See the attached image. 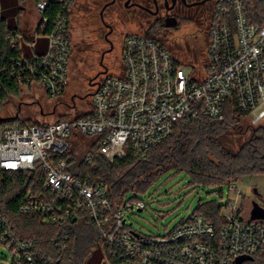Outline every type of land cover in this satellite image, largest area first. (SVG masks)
<instances>
[{
    "label": "built area",
    "instance_id": "obj_1",
    "mask_svg": "<svg viewBox=\"0 0 264 264\" xmlns=\"http://www.w3.org/2000/svg\"><path fill=\"white\" fill-rule=\"evenodd\" d=\"M58 1L63 9L49 35L36 33L28 41L14 29L5 35L10 49L24 52L13 61L11 76L22 88L39 85L52 98L68 87L72 55L71 15L66 16L71 0ZM256 1L259 15L252 19L245 0H213L201 63L179 61L153 36L129 34L118 75L103 73L87 116L0 126V191L10 175L32 174L33 189L22 197L18 215L60 228L51 240L59 257L37 261V241L21 237L0 215V247L9 252V264H60L71 243L66 226L82 217L98 230L95 250L103 252L106 264H255L264 250V221L243 217L237 203L242 192L235 184L229 191L236 197L223 208L221 225L196 214L169 233L144 235L131 229L128 217L144 211L145 201L112 204L107 185L75 176L62 157L75 141L82 147L85 138L90 148L96 146L87 161L99 156L113 163L128 154L144 161L179 123L222 120L227 103L246 113L251 126L263 122L264 0ZM48 5H37L43 27L49 23ZM39 39L47 43L43 52L37 49ZM244 258L252 260L239 263Z\"/></svg>",
    "mask_w": 264,
    "mask_h": 264
},
{
    "label": "trees",
    "instance_id": "obj_2",
    "mask_svg": "<svg viewBox=\"0 0 264 264\" xmlns=\"http://www.w3.org/2000/svg\"><path fill=\"white\" fill-rule=\"evenodd\" d=\"M25 1L0 0V102L8 94L18 95L23 87L11 74L12 69L16 67L13 61L22 58L24 52L20 47L10 49L5 42V35L12 29L22 33L18 18L25 11ZM31 1L36 5L42 1L49 4L44 14L49 19L48 25L43 27L40 22L36 30L39 35L47 36L56 24L57 16L63 7L58 0ZM245 1L250 18L259 15L257 1ZM75 3L76 0H71L66 16L71 15ZM46 47V40L41 39L37 49L43 52ZM27 86L32 87V84ZM64 93L65 91L61 95ZM244 120H247V114L232 103H227L222 120L203 119L194 123H179L172 136L150 151L144 161L131 154L118 158L113 163L99 156L87 161L86 157L79 158L80 156L72 150L73 147L62 159L67 162L69 171L75 176L89 177L94 183L102 182L107 185L112 204L127 199L130 194H146L160 177L170 171L185 172L194 185L221 188L235 184L245 177L264 174V125H250L252 133L245 141H240L234 134L245 135L241 127ZM18 121L19 125H25V122L19 119ZM86 140L80 138L82 143ZM87 141L91 143L90 139ZM77 142L75 141V144ZM95 148L96 146H93L89 152ZM31 177L32 174L17 173L6 178L0 191V215L15 224L21 237L37 241V261H42L44 257H59L51 245V240L60 232V228L44 225L40 218L23 217L17 213L22 197L33 189ZM261 205L264 207V199ZM223 208L224 206L217 202L200 204L192 215H204L211 222L221 225ZM66 230L71 236V243L60 264H88L96 252L98 230L86 217L67 225ZM263 252L264 250L256 256L255 264L260 261Z\"/></svg>",
    "mask_w": 264,
    "mask_h": 264
},
{
    "label": "rangeland",
    "instance_id": "obj_3",
    "mask_svg": "<svg viewBox=\"0 0 264 264\" xmlns=\"http://www.w3.org/2000/svg\"><path fill=\"white\" fill-rule=\"evenodd\" d=\"M100 1L103 0H76L71 11L72 55L70 82L65 93L52 98L36 85L22 88L18 95L8 94L0 102V120H14L0 122L1 128L8 129L19 124L18 119L25 122L26 126H37L38 123H53L88 115L92 109V95L96 90V83L103 78L104 73L99 66V56L104 46L96 39L101 30L97 21ZM23 6L25 11L18 18L21 32L26 36L35 37L41 20L37 5L31 0H26ZM116 10L113 9L114 12ZM126 22V29L130 34H146L147 28L140 27L136 19H128ZM170 28H159L155 33L157 36L153 37L162 41L179 61L189 65L201 63L205 49L204 38L200 35L201 29L189 21L184 22L181 28ZM120 54V45L117 43L115 55L108 64V75H118ZM242 124L245 135H234L238 140L245 141L252 133L250 120H244ZM260 125H264V121L258 124ZM83 143L82 147L78 142L72 145V150L82 159L93 149L90 148L92 143L87 140ZM235 185L242 192L237 201L239 209L243 217L248 219L252 201L261 204L264 199V174L245 177ZM229 188L230 185L221 188L197 186L192 184L190 176L185 172L170 171L160 177L146 194L127 196V200H142L147 206L142 212L130 214L128 225L133 231L144 235H164L190 218L200 204L217 202L225 207L228 200L233 201L236 197V192H230ZM257 192L261 198L257 196ZM95 251L88 264H106L103 252ZM9 259V252L0 247V264H9ZM256 264H264V252Z\"/></svg>",
    "mask_w": 264,
    "mask_h": 264
},
{
    "label": "flooded vegetation",
    "instance_id": "obj_4",
    "mask_svg": "<svg viewBox=\"0 0 264 264\" xmlns=\"http://www.w3.org/2000/svg\"><path fill=\"white\" fill-rule=\"evenodd\" d=\"M99 4L97 21L101 30L96 39L104 46L99 56L102 72L110 71L108 64L115 55L117 43L120 45L121 63L122 44L130 34L126 29L128 19H136L140 27H146L145 35L149 36H157L155 33L159 28H181L184 22L189 21L201 29L204 44L207 41V21L213 0H103ZM113 9L117 10L114 12Z\"/></svg>",
    "mask_w": 264,
    "mask_h": 264
},
{
    "label": "water",
    "instance_id": "obj_5",
    "mask_svg": "<svg viewBox=\"0 0 264 264\" xmlns=\"http://www.w3.org/2000/svg\"><path fill=\"white\" fill-rule=\"evenodd\" d=\"M13 120L14 119L0 120V122L13 121ZM257 196L259 198H261V195L258 194V192H257ZM249 216H250V220H252V221H258V220L264 221V207L259 202L253 200L252 204H251V210H250ZM245 260H252V259L244 258L239 263H241Z\"/></svg>",
    "mask_w": 264,
    "mask_h": 264
},
{
    "label": "crops",
    "instance_id": "obj_6",
    "mask_svg": "<svg viewBox=\"0 0 264 264\" xmlns=\"http://www.w3.org/2000/svg\"><path fill=\"white\" fill-rule=\"evenodd\" d=\"M20 31H22V30L20 29ZM22 34L25 36V40H26V41H28V39L31 38V37H29V36H26L25 33H23V32H22ZM30 35H31V34H30ZM38 43L40 44V39H39ZM40 51H41V50H40Z\"/></svg>",
    "mask_w": 264,
    "mask_h": 264
}]
</instances>
